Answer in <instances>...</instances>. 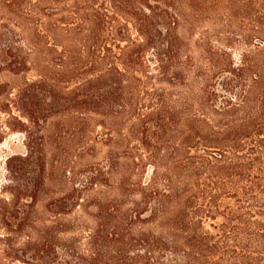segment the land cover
I'll return each instance as SVG.
<instances>
[{"label": "trees", "instance_id": "obj_1", "mask_svg": "<svg viewBox=\"0 0 264 264\" xmlns=\"http://www.w3.org/2000/svg\"><path fill=\"white\" fill-rule=\"evenodd\" d=\"M28 1L30 16L20 32L9 17V0H0V71L16 76L42 65L54 74L39 73L38 79L13 86L18 93L46 91L25 122H45L37 108L53 111L61 100L66 109L115 118L125 106L115 100L124 89L137 90L138 74L157 96L143 105L155 107L150 118L135 103L131 123L141 127L134 129L147 155L134 159L128 173L115 169L119 195L95 203L100 226L111 229L102 241L89 237V248L100 247L109 264H264V0H64L60 10L55 0ZM192 16L218 25L213 27L218 45L204 43L205 35L194 63L189 29L199 24ZM31 28L50 38V45L37 49ZM235 38L247 46L238 63L228 60L225 47ZM255 38L258 44L252 43ZM193 68L202 80L189 116L186 107L176 110L174 101L161 99L164 89L153 86L176 88ZM217 75H224L221 88L238 89L235 98L219 101L221 95L210 88ZM55 77L69 83L64 90L46 83ZM188 117L195 128L181 126ZM31 149L27 143L18 158L32 161ZM12 160L6 158L8 171ZM145 164L151 167L146 180ZM31 184L28 199L10 190L9 199L0 198L1 225L8 230L14 223L16 228L30 223L36 236L24 243L32 248L24 262L50 264L46 258L55 242L46 220L30 219L38 202ZM87 190L73 187L64 197L76 203ZM126 194L131 199L122 205Z\"/></svg>", "mask_w": 264, "mask_h": 264}, {"label": "rangeland", "instance_id": "obj_2", "mask_svg": "<svg viewBox=\"0 0 264 264\" xmlns=\"http://www.w3.org/2000/svg\"><path fill=\"white\" fill-rule=\"evenodd\" d=\"M55 1L58 10L64 7V0ZM6 8L11 11L9 17L16 24L15 31L21 32L28 20L27 17L30 16V2L9 0ZM64 16V11L58 14V17ZM193 18L194 16H192L194 24L199 25L189 29L191 53L189 52L188 55H192L190 63L199 61L201 50L198 43L205 35L207 39L204 43L209 40L214 45H218L214 42L213 35V27L217 28L218 25L212 24L207 18ZM33 29L31 28V31L37 49H44L50 45V38L42 36L37 29ZM236 39L234 43L225 46L227 58L233 63H238L239 54L247 49L246 45H242ZM252 43L258 44L259 40L255 38ZM51 72L50 68L42 67V65L16 76L0 71V198L8 197L9 199L11 195L8 191L10 190L16 192L22 200L26 199L27 193L30 192L27 182L31 180L32 189L38 193V202L35 209L32 208L30 211V219L36 216L39 218L37 223L46 220L49 224L51 240L55 242L54 253L46 258L49 259L50 264H109L107 254H104L100 247H90V249L87 245L89 237L102 241L104 233L111 229L108 226H100L101 221L96 216L95 203L101 199H111L119 195V189L113 187V181L117 179L115 169H127L128 173V170L132 169L134 159L147 155L146 148L140 145L134 129L135 127L141 129V127L131 123L135 113L131 114L134 108L139 106L135 104L137 100L143 106L157 96L150 90V84L144 76L138 74L140 80L135 81L137 90L129 93L124 89L121 96L115 100V105L125 104L119 107L124 113L115 118H106L82 109L69 110L66 109L64 100H61V104H58L53 111L45 105L38 107L37 109H42L46 117L45 122L39 125L29 124L25 122L24 115L30 112V108L34 109L37 101L41 100V96L47 95L46 91L28 89L18 93L13 86L17 88V85L23 86L38 79L39 73H47L53 77L54 74ZM196 75L193 68L182 84L177 85L176 88H171L165 83L154 84L153 87L163 88L161 99L168 103L174 101L172 103L176 110L186 107L190 113L188 115L192 116L196 110L197 90L202 80ZM223 76L217 75L210 80V88L221 95L218 97L219 101L222 98H235L238 93L236 88L225 90L220 87ZM57 80L60 81L57 82ZM51 82L59 85L61 90H64V85L69 84L57 77L46 83ZM26 86L25 88H28ZM19 94L21 100H19ZM34 95L35 97H30ZM154 110L155 107L143 106L141 112L148 114ZM151 115L148 114L145 117L150 118ZM180 124L183 128L185 125L195 128L196 122L192 120V117H188ZM27 143L34 153L32 161L18 158L27 152ZM8 157H14V160L10 161L12 171L5 168ZM105 161L110 162V167H101ZM111 169L112 172H110ZM150 170L149 164H145L142 168L145 180ZM108 172L112 175L109 179ZM90 180L94 183L90 184ZM83 186L89 191H82L81 198L76 203L64 197L73 187L81 189ZM87 193L89 196H86ZM130 199V194H126L122 205H127ZM120 200L119 197L118 202H115L116 206L120 205ZM29 224L23 228L19 226V229L14 223L10 230H6L0 220V235H6L5 239L0 240V264L29 262L27 257L32 252V248L24 243L29 239L28 236L30 238L36 236V229L30 228ZM150 229L159 231L158 228L151 226Z\"/></svg>", "mask_w": 264, "mask_h": 264}]
</instances>
